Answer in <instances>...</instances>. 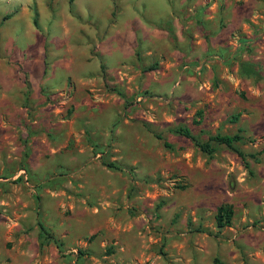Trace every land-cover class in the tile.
<instances>
[{"label":"rangeland","instance_id":"1","mask_svg":"<svg viewBox=\"0 0 264 264\" xmlns=\"http://www.w3.org/2000/svg\"><path fill=\"white\" fill-rule=\"evenodd\" d=\"M223 19L195 0H0V264H264V83L233 71L264 32ZM237 130L241 157L208 140Z\"/></svg>","mask_w":264,"mask_h":264},{"label":"crops","instance_id":"2","mask_svg":"<svg viewBox=\"0 0 264 264\" xmlns=\"http://www.w3.org/2000/svg\"><path fill=\"white\" fill-rule=\"evenodd\" d=\"M195 6L200 8H207L211 11H219L224 13L223 26L227 28L232 27H247L255 29L256 33L252 34L250 38L255 39L254 43H259L260 38L262 37L263 31H259L261 28H264V0H195ZM219 22V20H217ZM251 33V31H247ZM243 51V50H242ZM238 61L249 62L257 64L259 69L264 70V55L260 52L259 54H242L240 57H236ZM232 62L231 60H229ZM218 69L223 66L221 60L218 61ZM233 71L237 77L240 76L238 72L237 62L233 63ZM2 75V74H1ZM11 81L17 82L18 79L15 77ZM5 79L0 78V83L5 85ZM4 87V86H3ZM3 98H9V93L5 89L1 93ZM21 109V108H20ZM22 113L25 112V109H22ZM264 210V208H263Z\"/></svg>","mask_w":264,"mask_h":264},{"label":"trees","instance_id":"3","mask_svg":"<svg viewBox=\"0 0 264 264\" xmlns=\"http://www.w3.org/2000/svg\"><path fill=\"white\" fill-rule=\"evenodd\" d=\"M72 0H68L69 3H71ZM5 19V18H4ZM3 19V20H4ZM34 23V22H33ZM238 72L240 75L244 77H251V78H257L263 81L264 83V74H261L259 66L257 64L249 63V62H241L239 61L237 63ZM28 97V90H25V100H27ZM238 114H234L231 117V123H234L237 118ZM175 132L179 134L180 136L184 137L185 139H188L193 142V144L203 153L210 155L212 153V149L209 147L208 143H202L196 140L195 137H193L186 127H178ZM240 130H237V133L234 135H215L213 137H210L209 141H215L218 144H223L227 148H230L236 155L241 157L242 155L240 152H238L236 149L232 148V143L237 142L241 140V137L238 135ZM157 139H159L158 135H155ZM165 146H168L167 144H164ZM108 168L116 169L113 165H107ZM232 217V209L229 205L226 204H220L214 214V222L216 228L220 229L222 227H230V220ZM37 226L41 232V236L45 233L44 227L37 222Z\"/></svg>","mask_w":264,"mask_h":264}]
</instances>
